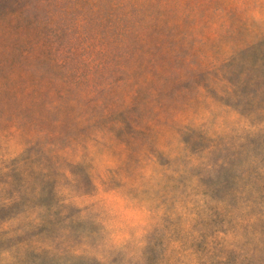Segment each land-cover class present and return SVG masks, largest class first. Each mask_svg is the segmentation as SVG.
Here are the masks:
<instances>
[{
	"label": "rangeland",
	"instance_id": "374dc122",
	"mask_svg": "<svg viewBox=\"0 0 264 264\" xmlns=\"http://www.w3.org/2000/svg\"><path fill=\"white\" fill-rule=\"evenodd\" d=\"M0 264H264V0H0Z\"/></svg>",
	"mask_w": 264,
	"mask_h": 264
}]
</instances>
